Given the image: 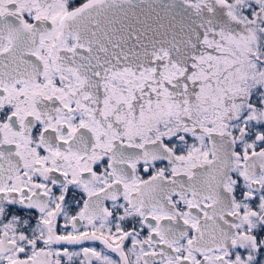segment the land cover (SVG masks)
<instances>
[{"label":"snow or ice","instance_id":"snow-or-ice-1","mask_svg":"<svg viewBox=\"0 0 264 264\" xmlns=\"http://www.w3.org/2000/svg\"><path fill=\"white\" fill-rule=\"evenodd\" d=\"M76 259L264 264V0H0V264Z\"/></svg>","mask_w":264,"mask_h":264},{"label":"flooded vegetation","instance_id":"flooded-vegetation-1","mask_svg":"<svg viewBox=\"0 0 264 264\" xmlns=\"http://www.w3.org/2000/svg\"><path fill=\"white\" fill-rule=\"evenodd\" d=\"M158 166H161V165H158ZM63 223H64L63 218H60L59 224L63 225ZM65 246L69 247L70 251H79V249L81 247H94L97 250H102L103 249V245L100 244V242H98V241H85L81 245H74V246L65 245ZM114 258H115V256H114ZM73 264H79V259L74 260Z\"/></svg>","mask_w":264,"mask_h":264}]
</instances>
